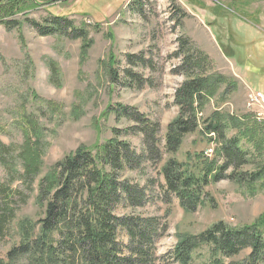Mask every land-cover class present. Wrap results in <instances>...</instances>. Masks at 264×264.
<instances>
[{
    "label": "rangeland",
    "instance_id": "rangeland-1",
    "mask_svg": "<svg viewBox=\"0 0 264 264\" xmlns=\"http://www.w3.org/2000/svg\"><path fill=\"white\" fill-rule=\"evenodd\" d=\"M4 2H0V141L4 144L0 186L5 192L0 193V211L10 193L7 207L14 213L0 233V258L20 240L18 220L42 216L36 198L39 180L66 153L81 145L96 149L114 136V130L136 151H143L142 135L131 129L135 122L117 119L112 108L133 107L157 121L163 144L166 125L178 114L174 92L186 78L179 68L188 55L192 60L206 58L205 74L223 76V81L197 114L198 129L185 135L177 152L164 154L157 164L148 160L128 173L149 185L147 202L132 212L166 223L155 243L158 258H167L179 234H197L218 220L231 226L250 224L264 215V124L257 125L255 141H240L249 162L237 170L263 167L262 177L250 185L230 178L234 166H229L218 180L209 179L203 202L186 212L174 195L164 193L159 173L169 157L190 165L207 158L216 165L224 162L223 156L215 155L216 142L208 140L213 135L202 132V121L212 111L252 121L248 93L251 89L264 93V0H22L13 14L6 13ZM50 15H65L87 32L89 44L83 56L82 39L71 38L69 29L42 35L31 23L49 25ZM6 20L15 23L5 25ZM131 54L138 56L136 64L127 62ZM110 57L116 60V81L111 79ZM126 68L140 81L125 78ZM27 118L34 125L31 141L38 138L42 160L29 179L20 158ZM208 147L213 148L210 155ZM248 252L243 249L235 258L242 260ZM207 261V247L197 248L193 264ZM16 264L23 262L19 259Z\"/></svg>",
    "mask_w": 264,
    "mask_h": 264
},
{
    "label": "trees",
    "instance_id": "trees-1",
    "mask_svg": "<svg viewBox=\"0 0 264 264\" xmlns=\"http://www.w3.org/2000/svg\"><path fill=\"white\" fill-rule=\"evenodd\" d=\"M22 0H6V13L13 14ZM24 1V0H23ZM55 0H46L51 3ZM40 4V3H36ZM35 7L34 5H30ZM2 7V8H3ZM1 8V7H0ZM49 25L32 20L33 26L42 35L52 31L68 33L71 38L82 39V56L86 52L87 32L75 27L65 15H50ZM12 20L3 23L9 25ZM129 64H136L131 54ZM182 58L180 70L186 78L174 92V103L178 114L166 125L163 144L159 136V123L147 118L133 107L119 104L111 109L117 119L132 120L133 132L140 133L143 151H136L126 139H120V133L114 130V136L96 149L78 146L56 161L40 178L37 201L42 216L33 220L27 216L18 220L16 227L20 234L18 243L12 245L0 264H193L194 253L199 247L206 246L208 261L202 264H261L264 262V215L250 224L231 226L218 220L197 234H179L173 249L167 258H158L155 254L156 240L166 230V223H159L156 216H143L132 212L145 205L148 199L149 185L134 180L133 171L141 169L148 160L157 164L164 154H174L186 134L199 127L198 113L204 104L215 95L223 76L206 75V58L200 56L191 59ZM111 60V61H110ZM112 81L119 79V73L113 68L116 62L110 57ZM124 77L139 80L137 73L129 68ZM226 114V116L224 115ZM248 117L238 118L214 110L203 119L202 132L213 135L208 140L215 141V155L223 156L224 162L216 165L213 159L198 160L195 165L180 162L174 157L167 158L160 168L164 193L174 195L180 206L186 211H194L204 200V187L209 179L216 181L222 177V171L234 166L230 178L237 183L251 182L262 177L263 167L251 171L237 169L248 163L247 154L240 145L241 139L255 141L257 123L250 113ZM24 142L20 151L24 177L36 175L42 164L38 149L39 140L31 141L30 130L34 131L32 120L25 119ZM137 130V131H136ZM227 131H233L227 135ZM201 132V131H200ZM4 144L0 141V154ZM248 175V176H246ZM5 189L0 186V193ZM7 198L11 199L10 193ZM7 198L0 211V233L6 224L12 222L13 210L7 207ZM130 210L131 212H119ZM14 213V212H13ZM125 239V240H124ZM243 249H249L244 259L235 257Z\"/></svg>",
    "mask_w": 264,
    "mask_h": 264
},
{
    "label": "built area",
    "instance_id": "built-area-1",
    "mask_svg": "<svg viewBox=\"0 0 264 264\" xmlns=\"http://www.w3.org/2000/svg\"><path fill=\"white\" fill-rule=\"evenodd\" d=\"M248 94L249 104L247 107L249 112L257 123L264 124V93L260 90L251 89ZM212 152V147L206 149L207 154L210 155Z\"/></svg>",
    "mask_w": 264,
    "mask_h": 264
},
{
    "label": "flooded vegetation",
    "instance_id": "flooded-vegetation-1",
    "mask_svg": "<svg viewBox=\"0 0 264 264\" xmlns=\"http://www.w3.org/2000/svg\"><path fill=\"white\" fill-rule=\"evenodd\" d=\"M229 1H233V0H229Z\"/></svg>",
    "mask_w": 264,
    "mask_h": 264
},
{
    "label": "water",
    "instance_id": "water-1",
    "mask_svg": "<svg viewBox=\"0 0 264 264\" xmlns=\"http://www.w3.org/2000/svg\"><path fill=\"white\" fill-rule=\"evenodd\" d=\"M2 0H0V2H1Z\"/></svg>",
    "mask_w": 264,
    "mask_h": 264
},
{
    "label": "bare ground",
    "instance_id": "bare-ground-1",
    "mask_svg": "<svg viewBox=\"0 0 264 264\" xmlns=\"http://www.w3.org/2000/svg\"><path fill=\"white\" fill-rule=\"evenodd\" d=\"M249 102V101H248Z\"/></svg>",
    "mask_w": 264,
    "mask_h": 264
}]
</instances>
